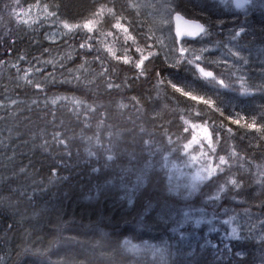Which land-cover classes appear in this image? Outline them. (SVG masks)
I'll use <instances>...</instances> for the list:
<instances>
[{"label":"trees","instance_id":"1","mask_svg":"<svg viewBox=\"0 0 264 264\" xmlns=\"http://www.w3.org/2000/svg\"><path fill=\"white\" fill-rule=\"evenodd\" d=\"M38 3L59 4V9L49 11L73 23L91 18L90 13L103 5L105 12L95 17L100 24L90 35L94 44L104 49L99 42L106 41L119 56L125 34L112 27L116 21L107 9H114L129 28L128 35L137 40L136 45L129 40L130 60H138L137 46L146 49L145 55L149 50L153 53L145 62L147 71L141 76L132 64L101 52L112 83L120 85L108 89V77L89 75L103 71L100 62L93 61V52L85 69L72 74L80 81L72 79L67 70L82 63L78 45L86 30L64 34L55 42L46 39L45 34L60 26L45 19ZM177 12L207 23L210 30L219 26L226 31L239 23L221 9L203 8L191 0H177ZM245 20L246 36L264 45V12L255 10ZM152 28L126 0H0V264H176L169 211L186 202L170 190L165 157L173 161L181 154L179 145L190 140L192 124L210 127L214 141L219 139L215 143L219 154L227 155L232 146L239 154L231 160V172L241 176L243 186L219 199L224 217L230 208H250L264 216V187L252 164L264 162L260 141L226 119L233 112L259 119L264 84L248 79L244 81L247 92L235 82L213 87L187 63L168 61ZM145 35L151 37L146 42ZM66 45L76 49L70 60L61 59L69 50ZM20 56L26 59H17ZM35 57L60 61L55 83L35 87L53 72L50 64L38 65ZM30 67L34 70L26 72ZM38 67L43 72L35 71ZM132 76L137 77L134 83L125 80ZM63 79L72 83L60 84ZM169 81L215 101L219 111L184 96ZM229 127L231 133L225 131ZM145 141H151L150 147ZM222 147L226 151H220ZM109 148L111 160L106 158ZM89 150L95 155L90 156ZM51 167L58 168L57 175ZM223 180L204 183L199 197L213 195ZM199 231L201 240L190 264H264V240L231 239L225 230H210L206 225ZM125 241L155 245L163 254L154 258L147 250L127 252Z\"/></svg>","mask_w":264,"mask_h":264},{"label":"rangeland","instance_id":"2","mask_svg":"<svg viewBox=\"0 0 264 264\" xmlns=\"http://www.w3.org/2000/svg\"><path fill=\"white\" fill-rule=\"evenodd\" d=\"M129 6L138 13L144 14L153 26L158 45L164 50L168 61L179 59L177 51L172 44L174 35L173 16L177 12V0H126ZM203 8L221 9L222 13L230 15V17L238 18L239 23L232 24L225 31L219 26H214L212 30L208 27L207 35L201 36L195 42L183 41L184 46L193 50L207 49L201 54L196 51V55H202L203 59L198 63L208 71L215 74V79L203 77L197 70L195 63L190 62L193 59L192 53L184 54L185 59L182 63H187L193 68L196 76L204 80L211 86L227 87L235 82L240 85L241 77L244 81L251 79L255 82L264 84V45L250 41L249 36H246L245 18L254 14L256 11L264 12V0H249L250 3L244 9H237L234 6L233 0H226V3H221V0H191ZM134 5V7H133ZM169 12L172 15L171 27L168 24ZM242 18V19H240ZM60 32V28L51 29L50 32ZM65 31V30H64ZM63 35H56L51 41L60 40ZM234 79V80H233ZM224 81L221 85L218 81ZM193 125V124H192ZM191 132L193 134V127ZM197 126L207 127L212 133L210 127L206 124H195ZM198 131V129L196 130ZM191 134V136H192ZM191 139V137H190ZM204 151L208 152V142L203 141ZM213 147L217 148L215 143ZM200 144H193L192 148L186 153L183 149L181 154L173 161L166 159V167L168 169V180L170 181V190L178 198L186 203L179 207L170 209L169 219L172 237V258L176 264H190L188 260L191 257L196 246L201 240V232L199 228L203 225L208 226V229L221 231L228 234L231 239L240 241L261 242L264 239V216H261L256 211L250 208L235 209L230 208L224 217V206L218 200H213L211 197L216 193L217 188L213 191V195L206 198V195L200 198L201 187L207 181L201 182L195 188L191 186L192 177L197 169L205 165V161L200 163L190 161V155L199 156ZM211 155V153H209ZM213 158V166L216 163ZM231 163V161H230ZM206 166V165H205ZM220 185V183L218 184ZM217 185V187H218ZM204 195V194H203ZM200 196V197H199ZM223 196V195H222ZM199 199L195 200V199ZM230 217H235L232 224H226L224 221ZM201 223L197 224L196 220L201 219ZM233 225L238 226L239 235L230 236ZM226 228V229H225ZM187 258V259H184Z\"/></svg>","mask_w":264,"mask_h":264},{"label":"snow or ice","instance_id":"3","mask_svg":"<svg viewBox=\"0 0 264 264\" xmlns=\"http://www.w3.org/2000/svg\"><path fill=\"white\" fill-rule=\"evenodd\" d=\"M221 3H226V0H221ZM234 6L236 8L239 9H244L245 6L249 3V0H233ZM10 7V6H9ZM16 7H19V4L17 3ZM36 7L38 9H42L43 15L45 17V19H53V21L58 24L60 26L61 31L60 32H50L45 34V38L46 39H52L54 38L56 35H64V34H75V32L80 31V30H86L84 31L83 34V40L82 42L79 43L78 47L81 50V52L83 53V55L81 56V60L82 63L79 66L78 69H68V74L70 76H72V79L77 80V82L80 81V77L77 76H73V72L74 71H79L81 69H85V66L88 65L90 63V61H88L87 56L91 55L93 52L96 53V55L93 56V61H99L100 62V66L103 69L102 72L99 73H93L90 72L89 75H95V76H99L100 78H104V77H108L107 80V88L108 89H112V88H119L120 85H116L113 84L111 81V77L109 76V70L107 68L104 67V57L101 56V52H104L105 56L107 55H111L113 57L116 58V60H123V62L125 64H132L134 70H139V74L142 76L146 71V65L145 62L149 61V58L151 56H153V53L149 50L148 51V55H145V48L139 47L137 46L135 48V52L139 53V58L137 61L133 62L130 60L129 57V40H131V44L132 45H136L137 44V40L135 37H130L128 35L129 33V28H127L125 26V23L121 22L120 18H118L116 16V13L114 11V9L109 8L107 9V12L112 16V18L116 21L114 25H112V27H114L115 29H119L121 30L125 36H124V40L122 43V55H117L111 47L107 46L106 41H101L99 43H102L105 45V48L102 49L101 47H99V44H94L93 40L95 39V37L93 35H90L91 33H93L94 29L96 28V26L98 24H100V21L98 19H95V17H99L101 16L104 12H105V8L103 5H101L98 9H96L95 11H92L90 13V17H81L80 22H70L69 20L66 19H62L59 15L57 11H49L50 7H54L56 9H59L60 5L59 4H53V5H49V4H44L41 6V4H36ZM134 7V5H133ZM11 11L14 12V9H10ZM24 15H30V13H23ZM175 20H181V15L179 13L175 14ZM33 23L35 22L34 20L32 21ZM168 24L169 27H171V22H172V15L171 12H169V16H168ZM66 30V32L64 31ZM208 32V28L206 27L205 24H202L199 20L197 19H192V20H187V19H183L182 20V26L178 27L175 29V33L173 35V40H172V44L175 48V51H177L178 57L179 59L176 60L175 64H179L181 60L185 59L184 54L191 52L193 59L190 61L192 63H195L197 66V70L199 71L200 74L203 75V77L205 78H209V79H215V74L212 71H208L206 70L204 67L200 66V64L198 63L199 61H201L203 59L202 55H196V51H199L201 54L205 53L207 51V49H199V50H193L191 48H187L186 46H184L183 41L185 37H193V38H199L201 36L207 35ZM104 35H111V33H104ZM151 37L145 35L144 40L145 42L150 39ZM53 42H55L53 40ZM179 42V43H177ZM67 49H69L67 52H65V54L63 55V57L61 58L62 60H70L72 58V52H74L76 49L73 45H66L65 46ZM148 49L151 48V45L147 46ZM106 49V50H105ZM46 52L49 53V55L51 56V50L46 49ZM17 59L19 60H25L26 57L24 56H20L17 57ZM37 61L38 65H51L53 68V72L52 73H48L47 75H45L43 77V79L41 81H37L35 83V87L37 89H42L43 86L49 82L55 83L56 82V65L57 63H60V61H57L56 57H52L49 60H44L41 61L39 57H35L34 58ZM150 62V61H149ZM14 67L17 65H13ZM64 65L61 63V68H63ZM34 69H32L31 67L29 69H26L25 71H33ZM43 68L42 67H38L37 69H35V71L38 72H43ZM154 70V69H153ZM61 75H63V73H61ZM136 76H132V77H125V80H131L133 83L136 80ZM72 79H63L60 80L59 83L60 84H70L72 83ZM157 79L160 80L159 74H157ZM162 82V81H160ZM89 83H91V81H89ZM169 83H171V87L173 89H175L176 91H180L183 92L184 96L189 97L191 100L193 101H202L203 104L205 106H209V107H215L216 110L219 111V106L216 105L215 101H212L210 99H206L204 96L201 95H193L191 92H187L184 91V89L182 88H178L176 83H172L171 81H169ZM218 83H220L221 85L224 84V81H218ZM240 87L244 92L249 91L248 87L245 86L244 84V80L241 77V82H240ZM13 103H15V101H13ZM220 116L223 117L224 116V112L220 111ZM227 121L231 122V124L237 125L242 127L249 136L252 137V139H256L260 141V146H259V150L264 152V110H262L259 113V119H257L256 116H243L241 115V113H230L227 116ZM194 131L193 134L191 136V139L188 140L187 143H184L182 145H179L180 148H182L186 153L192 148L193 144H200V153L199 156L197 155H190V161L194 162V163H200L201 160L205 161V165H202L200 168L197 169L196 173L193 175L192 177V184L191 186L193 188L196 187L197 184L204 182V181H210L212 179H218L220 177H224L223 183L218 185L217 187V191L216 193L211 197V199L213 200H218L222 197V195H224L226 192L228 191H232L234 189L238 190L243 186V180L241 178V176L237 173H233L231 172V163L230 161L233 158H238L239 154L235 151V146H232L231 151L228 152L227 155H221L219 154L217 148L213 147V144H219V139L217 138L215 141L213 139V133L209 132V129L207 127H203V126H197L195 124L192 125ZM224 127V120L220 121V128ZM198 129V131H196ZM248 130H251V132H248ZM185 132H187V128L184 129ZM214 132L218 131V129L213 130ZM226 132L231 133L233 130L232 128H227L225 129ZM109 135H112L111 133H109ZM55 139L59 140V134H56ZM91 141V138H89ZM207 141L208 142V152L204 151V144L203 141ZM60 143H64L66 145L65 141H59ZM99 137L96 138V143L99 144ZM169 142L172 143L171 138L169 137ZM146 146L151 145V141H145L144 142ZM109 152V154L106 156L107 159L111 160L113 158V155L111 154V148H109L107 150ZM220 151H226V149H224L223 147L220 149ZM209 153H211V155H209ZM89 155H95V153L91 152L89 150ZM213 158L216 159V163L213 166ZM165 159H167V157H165ZM252 164L256 167L257 172H256V176L258 178V183L261 187H264V162H262L261 164H255V162L253 161ZM51 172L53 173V175H57L58 173V168L57 167H51L50 168ZM248 170V169H246ZM23 171V169L21 170ZM201 219L196 220V223L199 224L201 223ZM235 220V217H230L228 220L224 221V223L226 224H232V222ZM230 236H238L239 235V228L236 225H233L231 228V232L229 233ZM261 239H264V237H261ZM123 248L130 253H142L147 251H151L152 256L155 258L157 255H162L163 254V249H158L155 245H148L145 244L143 246L140 245H136V244H131L128 241H125Z\"/></svg>","mask_w":264,"mask_h":264},{"label":"water","instance_id":"4","mask_svg":"<svg viewBox=\"0 0 264 264\" xmlns=\"http://www.w3.org/2000/svg\"><path fill=\"white\" fill-rule=\"evenodd\" d=\"M249 3H250V1H249ZM248 3V4H249ZM247 4V5H248ZM237 9H239V8H237ZM177 13H179L180 15H181V20H175L174 18H175V14H174V17H173V22H174V33H175V29L176 28H178V27H181L182 26V20L183 19H187V20H192L191 18H188V17H186L185 15H183L181 12H177ZM200 21V20H199ZM202 24H205V23H203L202 21H200ZM200 38V37H199ZM199 38H193V37H185L184 38V40H191V41H195V40H197V39H199ZM179 43V42H178Z\"/></svg>","mask_w":264,"mask_h":264},{"label":"bare ground","instance_id":"5","mask_svg":"<svg viewBox=\"0 0 264 264\" xmlns=\"http://www.w3.org/2000/svg\"><path fill=\"white\" fill-rule=\"evenodd\" d=\"M184 259H187V258H184ZM189 260V259H188ZM190 261V260H189Z\"/></svg>","mask_w":264,"mask_h":264},{"label":"flooded vegetation","instance_id":"6","mask_svg":"<svg viewBox=\"0 0 264 264\" xmlns=\"http://www.w3.org/2000/svg\"><path fill=\"white\" fill-rule=\"evenodd\" d=\"M176 13V12H175ZM187 17V16H186ZM189 18V17H188ZM178 43V42H177Z\"/></svg>","mask_w":264,"mask_h":264}]
</instances>
